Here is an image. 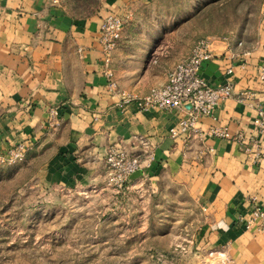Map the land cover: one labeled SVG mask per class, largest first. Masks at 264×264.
<instances>
[{
	"label": "crops",
	"instance_id": "1",
	"mask_svg": "<svg viewBox=\"0 0 264 264\" xmlns=\"http://www.w3.org/2000/svg\"><path fill=\"white\" fill-rule=\"evenodd\" d=\"M144 1L97 0L94 11L86 13L77 0H0V153L21 146L24 167L45 155L34 175L80 191L105 180V152L116 144L148 165L134 183L157 181L176 190L200 214L211 247L227 246V259L215 264H264V231L243 229L253 206L264 210V122L261 128L254 124L256 108L264 101V85L255 80V67L264 63V2L256 43L237 47L210 40L215 58L201 70L208 85L218 86L229 77L226 69H233V98L218 106L214 120L200 119L199 127H224L235 139L193 140L184 146L168 136L175 112L139 110L120 96L146 95L165 83L166 72L147 74L144 68L137 74L133 67L121 72L122 35L109 68L102 60L98 37L103 16L112 12L127 18L133 5L135 10ZM232 53L241 54L245 69ZM239 94L245 97L241 101ZM52 109L57 115L50 122ZM238 136L261 145L259 161L241 151ZM177 204L183 205L182 200Z\"/></svg>",
	"mask_w": 264,
	"mask_h": 264
},
{
	"label": "rangeland",
	"instance_id": "2",
	"mask_svg": "<svg viewBox=\"0 0 264 264\" xmlns=\"http://www.w3.org/2000/svg\"><path fill=\"white\" fill-rule=\"evenodd\" d=\"M77 1L86 13L97 7V0ZM263 2L145 0L135 10L133 5L127 18L108 12L123 21L118 69L162 74L200 40L256 43ZM10 150L0 153V264H215L227 259V246L211 247L198 211L171 187L132 180L116 190L104 180L92 190L68 191L34 175L45 155L24 167V160L6 159ZM243 225L244 231L258 230Z\"/></svg>",
	"mask_w": 264,
	"mask_h": 264
},
{
	"label": "built area",
	"instance_id": "3",
	"mask_svg": "<svg viewBox=\"0 0 264 264\" xmlns=\"http://www.w3.org/2000/svg\"><path fill=\"white\" fill-rule=\"evenodd\" d=\"M52 2L56 3L57 0H52ZM122 31L123 21L121 18L111 13H106L103 16L98 43L106 68H109L112 52L121 39ZM236 45L241 47L242 43L238 42ZM240 57L241 54L232 53V58L237 60V65L241 69H245L246 63ZM214 58V51L209 48L208 40H200L192 46L189 55L184 60L166 71V81L162 86L150 89L142 97L121 92L122 102H133L139 110L158 108L166 112H175L177 119L169 129L168 136L172 141L184 146L189 145L193 140L200 142L213 138L234 140L235 138L230 136L227 128L212 126L203 131L199 127L200 119L211 118L214 120V113L218 106L234 96L230 79L233 73L232 67L226 69V74L229 77L224 84L210 86L202 78L203 65ZM107 76L111 77L109 70ZM255 80L264 85V63L255 67ZM109 86L115 90L114 82H110ZM243 98H245L244 94H239V101ZM256 114L257 118L254 124L261 128L264 122V101L260 102L256 108ZM56 115L55 110H50V122ZM235 141L239 143L243 153L253 156L254 162L260 160L262 147L258 142L250 140L249 143H245L240 136ZM204 152L210 153L212 148H205ZM1 158L0 160L3 161ZM6 159L21 162L24 160L23 148L17 146L10 150ZM147 166L143 165L138 156L127 152L116 144L111 145L106 149L104 156L105 185L109 188L122 190L132 181L133 174L139 171L142 176L143 169ZM244 223L247 224V228L256 224L258 230H264V210L253 206Z\"/></svg>",
	"mask_w": 264,
	"mask_h": 264
},
{
	"label": "water",
	"instance_id": "4",
	"mask_svg": "<svg viewBox=\"0 0 264 264\" xmlns=\"http://www.w3.org/2000/svg\"><path fill=\"white\" fill-rule=\"evenodd\" d=\"M141 176V172H136L135 174L132 175L131 179L134 180V179H138L139 177Z\"/></svg>",
	"mask_w": 264,
	"mask_h": 264
}]
</instances>
